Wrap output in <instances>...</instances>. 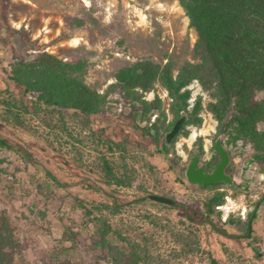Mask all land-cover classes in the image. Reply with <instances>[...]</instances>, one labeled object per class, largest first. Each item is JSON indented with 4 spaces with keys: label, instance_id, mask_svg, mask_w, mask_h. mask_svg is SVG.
I'll return each instance as SVG.
<instances>
[{
    "label": "rangeland",
    "instance_id": "1",
    "mask_svg": "<svg viewBox=\"0 0 264 264\" xmlns=\"http://www.w3.org/2000/svg\"><path fill=\"white\" fill-rule=\"evenodd\" d=\"M195 38L178 0H0V88L3 92V71L33 58L35 39L63 60L88 61L85 83L102 93L125 65L193 61ZM188 88V109L201 96L202 123L196 127L187 120L188 136L179 133L168 147L141 137L131 119L117 114L118 105L113 112L106 107L111 101L105 102V108L112 114L88 119L73 108L58 112L43 104L17 103L3 92L0 134L29 156L0 145V212L9 218L19 241L14 264H55V259L97 264L84 246L93 227L74 197L88 208L113 205L115 199L119 209L101 213L113 231L148 250L149 264H212L211 258L218 264H264V199L251 238L232 237L243 233L242 221L264 196V155L257 160L247 141L228 143L227 134H221L233 183L219 182L205 189L189 183L179 168L190 161L197 136L203 138L201 162L210 159L217 122L207 109L213 101L208 92L196 81ZM155 95L161 100L165 123L170 124L171 100L157 82L144 99L152 101ZM139 122L147 125L141 114ZM102 159L117 176L129 180V186L105 184ZM216 191L246 205L244 217L230 215L239 224H229V217L222 221L219 211V218H212L214 224H196L178 208L149 197L166 196L198 213L199 201ZM66 227L79 235L73 251L64 236Z\"/></svg>",
    "mask_w": 264,
    "mask_h": 264
},
{
    "label": "trees",
    "instance_id": "2",
    "mask_svg": "<svg viewBox=\"0 0 264 264\" xmlns=\"http://www.w3.org/2000/svg\"><path fill=\"white\" fill-rule=\"evenodd\" d=\"M178 4L188 19L189 27L195 32L193 61L185 60L176 64L168 59L163 64L140 61L125 65L116 73L115 81L102 93H97L85 83L88 61L63 60L49 53L47 45L38 44L35 39L31 49L33 58L11 66L10 71H3V92H7V98L17 103L43 104L58 112L73 108L88 119L104 113L112 114L105 108V102H116L119 108L117 114L131 119L132 128L141 137L163 146L164 135L179 117L180 111L187 113L190 124L196 127L201 125V96H197L188 109L191 97L188 86L196 81L213 100L207 104V109L217 122L215 136L227 134L228 143L238 139L247 141L254 158L258 160L264 155V0H178ZM156 82L166 90L171 100L170 111L174 119L170 124L165 123L166 114L157 95L152 101L144 99V94L152 91ZM3 92L0 88V98ZM259 93L261 97H258ZM124 106L130 107L131 111L127 115L123 114ZM138 111L141 112V120L147 121L144 127L135 122ZM185 123L179 133L187 137L189 131ZM260 123L261 129L258 128ZM0 145L20 150L21 156L29 158L20 145H9L1 134ZM213 149L214 154L210 159L201 162L203 138L197 136L190 160L197 155L201 165L213 169L219 160L215 147ZM2 162L0 159V164ZM186 165L184 163L179 168L183 177ZM101 168L108 186H129V180L117 176L106 159H102ZM228 171L225 169L226 173ZM51 178L55 181L54 177ZM217 184L219 182L197 187L205 189ZM223 199V191H216L201 199L198 213L191 212L180 202H176L173 207L181 210L187 219L196 224H214L212 218H219L215 206L222 203ZM263 199L264 196L255 202L252 211L242 221L243 233L232 237L251 238ZM74 200L77 208L83 210L87 223L93 227L89 243L84 246L95 263L149 264L152 258L148 250L113 231L108 219L101 213L108 208L118 210L115 199L111 201L113 205L99 204L91 208L78 197H74ZM227 222L239 224L240 220L229 216ZM64 236L71 242L69 249H77L80 243L78 233L66 227ZM18 249L19 241L14 228L9 218L0 212V264H14ZM211 262L218 264L213 258ZM55 264L66 263L55 259Z\"/></svg>",
    "mask_w": 264,
    "mask_h": 264
},
{
    "label": "water",
    "instance_id": "3",
    "mask_svg": "<svg viewBox=\"0 0 264 264\" xmlns=\"http://www.w3.org/2000/svg\"><path fill=\"white\" fill-rule=\"evenodd\" d=\"M116 106V102L106 103V107L112 112L115 111ZM129 110V106H124L123 114L126 115ZM140 114L141 112L138 111L135 117V122L139 126L143 127L145 125V122H139ZM187 118V113L184 110L180 111L179 117L174 121L170 130L164 135L163 142L166 147L170 146L174 138L179 134L182 125L186 122ZM214 147L219 155V160L212 171L206 172L204 166L198 167L199 157L197 155H194L189 164L185 167L183 175L189 183H193L198 186H202L206 183L225 182L228 185H231L233 183L231 177L225 172V169L229 163V156L227 151L221 144L220 136L216 137V139L214 140ZM150 199L170 206H173L176 203L174 199L162 195H151ZM222 232L225 233L224 231Z\"/></svg>",
    "mask_w": 264,
    "mask_h": 264
},
{
    "label": "built area",
    "instance_id": "4",
    "mask_svg": "<svg viewBox=\"0 0 264 264\" xmlns=\"http://www.w3.org/2000/svg\"><path fill=\"white\" fill-rule=\"evenodd\" d=\"M215 209L220 212L222 221H226L234 213L244 217L246 205L242 200L232 199V197L226 195L223 202L216 205Z\"/></svg>",
    "mask_w": 264,
    "mask_h": 264
},
{
    "label": "flooded vegetation",
    "instance_id": "5",
    "mask_svg": "<svg viewBox=\"0 0 264 264\" xmlns=\"http://www.w3.org/2000/svg\"><path fill=\"white\" fill-rule=\"evenodd\" d=\"M190 161H191V160H190ZM190 161H189V162H190ZM189 162L187 163V165L189 164ZM187 165H186V166H187ZM200 166H204L206 172H210V171H212V169H208L205 165H201L200 163H198V167H200Z\"/></svg>",
    "mask_w": 264,
    "mask_h": 264
}]
</instances>
